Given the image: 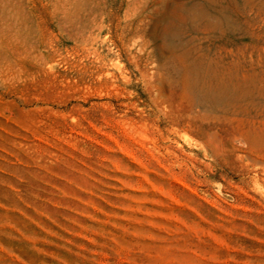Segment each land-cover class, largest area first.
I'll return each mask as SVG.
<instances>
[{
	"label": "rangeland",
	"instance_id": "374dc122",
	"mask_svg": "<svg viewBox=\"0 0 264 264\" xmlns=\"http://www.w3.org/2000/svg\"><path fill=\"white\" fill-rule=\"evenodd\" d=\"M0 264H264V0H0Z\"/></svg>",
	"mask_w": 264,
	"mask_h": 264
},
{
	"label": "bare ground",
	"instance_id": "6f19581e",
	"mask_svg": "<svg viewBox=\"0 0 264 264\" xmlns=\"http://www.w3.org/2000/svg\"><path fill=\"white\" fill-rule=\"evenodd\" d=\"M58 4V3H57ZM59 5H61V4H59Z\"/></svg>",
	"mask_w": 264,
	"mask_h": 264
}]
</instances>
